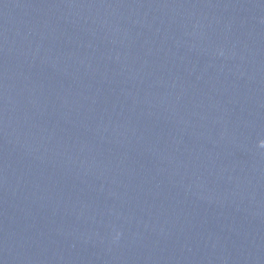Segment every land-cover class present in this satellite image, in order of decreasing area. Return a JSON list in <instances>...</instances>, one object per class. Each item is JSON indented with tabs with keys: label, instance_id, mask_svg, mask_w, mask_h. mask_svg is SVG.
I'll list each match as a JSON object with an SVG mask.
<instances>
[{
	"label": "water",
	"instance_id": "water-1",
	"mask_svg": "<svg viewBox=\"0 0 264 264\" xmlns=\"http://www.w3.org/2000/svg\"><path fill=\"white\" fill-rule=\"evenodd\" d=\"M264 0H0V264H264Z\"/></svg>",
	"mask_w": 264,
	"mask_h": 264
},
{
	"label": "clouds",
	"instance_id": "clouds-1",
	"mask_svg": "<svg viewBox=\"0 0 264 264\" xmlns=\"http://www.w3.org/2000/svg\"><path fill=\"white\" fill-rule=\"evenodd\" d=\"M262 143H264V142H262Z\"/></svg>",
	"mask_w": 264,
	"mask_h": 264
}]
</instances>
